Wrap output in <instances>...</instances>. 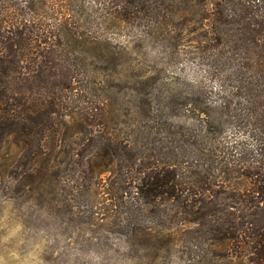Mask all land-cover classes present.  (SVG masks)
<instances>
[{
	"label": "trees",
	"instance_id": "obj_1",
	"mask_svg": "<svg viewBox=\"0 0 264 264\" xmlns=\"http://www.w3.org/2000/svg\"><path fill=\"white\" fill-rule=\"evenodd\" d=\"M177 28L203 70L182 91L128 53ZM8 143L5 201L141 264H264V0H0V160Z\"/></svg>",
	"mask_w": 264,
	"mask_h": 264
},
{
	"label": "rangeland",
	"instance_id": "obj_2",
	"mask_svg": "<svg viewBox=\"0 0 264 264\" xmlns=\"http://www.w3.org/2000/svg\"><path fill=\"white\" fill-rule=\"evenodd\" d=\"M114 21L109 19L103 36L113 40L128 39L127 34L131 30L113 26ZM171 35L174 36L172 45L165 50L158 47L157 42L146 40L137 51L132 41L128 53L133 56L138 52L144 54L138 64L147 74L157 75L164 81L168 79L172 82L169 87L182 91V82L198 81L203 75L195 53L197 31L177 28ZM131 67L128 66L123 74H130ZM209 85L215 86L213 83ZM130 95L127 91L122 98L124 103L130 100ZM179 102L178 98L175 108L180 107ZM110 107L121 105L112 104ZM186 114V122L192 120V112ZM2 152L0 162L6 163L14 154V149L8 143L3 146ZM84 228L80 230L76 224H63L59 219L48 217L38 201L8 202L0 193V264H141L143 261L136 259L138 251L136 254L123 248L124 243L119 236L108 235L101 229L89 231ZM183 258L179 252L170 261L161 264H189ZM222 263L218 261L214 264Z\"/></svg>",
	"mask_w": 264,
	"mask_h": 264
}]
</instances>
